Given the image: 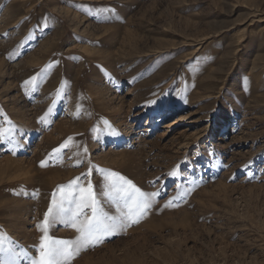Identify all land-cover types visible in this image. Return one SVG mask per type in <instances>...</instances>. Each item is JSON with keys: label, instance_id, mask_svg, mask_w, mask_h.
I'll return each instance as SVG.
<instances>
[{"label": "rangeland", "instance_id": "obj_1", "mask_svg": "<svg viewBox=\"0 0 264 264\" xmlns=\"http://www.w3.org/2000/svg\"><path fill=\"white\" fill-rule=\"evenodd\" d=\"M0 128L5 246L82 173L119 215L114 172L159 194L70 264H264V0H0Z\"/></svg>", "mask_w": 264, "mask_h": 264}, {"label": "snow or ice", "instance_id": "obj_2", "mask_svg": "<svg viewBox=\"0 0 264 264\" xmlns=\"http://www.w3.org/2000/svg\"><path fill=\"white\" fill-rule=\"evenodd\" d=\"M36 79V77H31L24 83L25 85L32 84V90H35ZM59 95L60 90L58 89L57 96ZM55 103L54 100L53 104ZM51 111L52 108L49 107L48 113ZM48 113H45V116ZM40 119L44 120L45 117ZM12 133L11 128H0V141L10 139ZM112 134L118 135L115 131ZM64 147H67V143L60 146V148ZM59 151L60 149H53V153ZM44 164L45 162L42 161L41 165L44 166ZM88 174L82 173L81 177ZM169 175L175 176V169ZM81 177H76L67 184L57 185L53 190L44 218L36 225L37 229L42 232L39 245L34 246L38 251V258L29 257L22 248L16 251L14 244L10 247L5 246L3 236L0 235V264H21V260L29 264H70L71 260L82 250L102 243L105 237L118 234L119 229L131 223H138L151 207L152 197L159 194L158 192L144 193L131 180H127L118 173L107 172L105 190L101 194L110 202L117 204L119 208V215L110 216L101 207L97 194L93 191L91 180H88L85 186L80 183ZM88 211L90 215L87 214ZM58 224L75 229L78 235L71 240L58 239L49 235V229ZM9 243L11 244V241Z\"/></svg>", "mask_w": 264, "mask_h": 264}, {"label": "bare ground", "instance_id": "obj_3", "mask_svg": "<svg viewBox=\"0 0 264 264\" xmlns=\"http://www.w3.org/2000/svg\"><path fill=\"white\" fill-rule=\"evenodd\" d=\"M130 91H128V94H129ZM181 131V130H180ZM182 132V131H181Z\"/></svg>", "mask_w": 264, "mask_h": 264}]
</instances>
